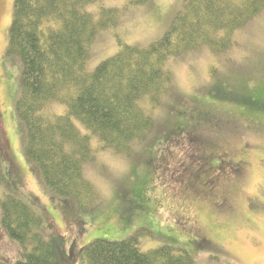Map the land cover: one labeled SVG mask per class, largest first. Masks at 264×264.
Listing matches in <instances>:
<instances>
[{"label":"rangeland","instance_id":"obj_1","mask_svg":"<svg viewBox=\"0 0 264 264\" xmlns=\"http://www.w3.org/2000/svg\"><path fill=\"white\" fill-rule=\"evenodd\" d=\"M132 1L85 7L95 18L99 7L119 15L114 27L98 30L86 71L114 55L119 42L146 46L161 38L183 3ZM12 5L0 0V198L13 194L38 211L41 233L61 235L63 252L78 262L79 250L95 238L135 236L142 251L169 245L195 264H264V10L234 33L236 43L226 53L200 47L167 61L174 91L154 110L140 101L154 128L128 155L101 149L90 137L96 152L84 175L100 204L83 214L48 192L24 156L25 129L15 115L21 64L16 55H4ZM47 109L57 115L64 106ZM0 256L10 263L25 257L1 224Z\"/></svg>","mask_w":264,"mask_h":264},{"label":"trees","instance_id":"obj_2","mask_svg":"<svg viewBox=\"0 0 264 264\" xmlns=\"http://www.w3.org/2000/svg\"><path fill=\"white\" fill-rule=\"evenodd\" d=\"M97 1L13 0L4 50L21 64L15 115L25 129L24 156L48 192L83 214L100 204L84 175V165L93 162L96 152L90 137L101 149L128 155L154 128L149 110L174 91L167 61L200 47L216 56L226 53L236 43L234 33L264 10V0H183L161 38L146 46L119 42L114 55L88 72L98 30L119 21L113 8L99 7L97 18L85 10ZM143 99L149 110L141 106ZM54 103L64 106L57 115L47 109ZM76 122L89 134L81 133ZM4 182L0 161V186ZM0 209L2 229L25 250V257L13 263L0 256V264H195L184 250L169 245L142 251L135 236L95 238L79 250L78 262L63 252L61 235L41 233V215L23 200L4 194Z\"/></svg>","mask_w":264,"mask_h":264},{"label":"flooded vegetation","instance_id":"obj_3","mask_svg":"<svg viewBox=\"0 0 264 264\" xmlns=\"http://www.w3.org/2000/svg\"><path fill=\"white\" fill-rule=\"evenodd\" d=\"M235 170V169H234Z\"/></svg>","mask_w":264,"mask_h":264}]
</instances>
